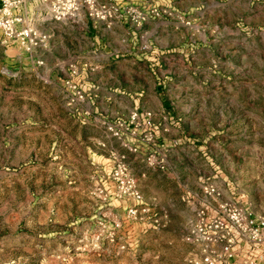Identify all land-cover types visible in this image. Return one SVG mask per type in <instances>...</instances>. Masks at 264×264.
Masks as SVG:
<instances>
[{"label": "rangeland", "instance_id": "374dc122", "mask_svg": "<svg viewBox=\"0 0 264 264\" xmlns=\"http://www.w3.org/2000/svg\"><path fill=\"white\" fill-rule=\"evenodd\" d=\"M96 2L116 9V18L47 26L37 12L29 20L45 34L68 29L81 52L67 36L62 47L55 35V48L37 58L0 43V264H189L202 254L184 241L198 210L216 216L230 204L264 215V0ZM112 30L120 44L99 59ZM45 68L50 88L36 89ZM97 80L116 90H100ZM140 89L148 105L95 103L96 94L121 98ZM182 89L193 94V136L173 131L179 142L164 147L155 123L138 138L106 132V122L161 110L156 91ZM77 90L84 100L72 102ZM178 148L192 157L181 167ZM150 153L165 170L147 165ZM115 154L127 158L141 203L119 195ZM216 252V264L254 259Z\"/></svg>", "mask_w": 264, "mask_h": 264}, {"label": "built area", "instance_id": "2783aa9c", "mask_svg": "<svg viewBox=\"0 0 264 264\" xmlns=\"http://www.w3.org/2000/svg\"><path fill=\"white\" fill-rule=\"evenodd\" d=\"M40 12L49 21L64 25H79L83 20L95 22H112L117 10L97 4L96 0H0V43L6 46H19L24 52L32 53L46 45L48 37L40 32L30 19ZM84 100V95L77 90L75 100ZM106 132L114 138L127 135L138 138L142 129L151 132L154 127L152 112L131 113L126 119H119L104 124ZM145 135L147 143L152 136ZM133 153L136 149L129 148ZM115 167L111 174L112 181L118 187L119 195L136 203L143 201L135 178L131 175L127 158L114 155ZM149 167L165 170L166 162L156 154L150 153L146 159ZM205 194L212 199L218 197L213 189H205ZM218 215L209 216L205 209L198 210L195 222L184 233V241L201 249L199 261L189 260V264H216V249L222 247L229 258L233 257V248L241 242L246 243L250 250L264 248V215L252 217L242 209L230 204L218 207ZM138 209L134 206L128 211L135 217ZM243 264H264V255L248 259Z\"/></svg>", "mask_w": 264, "mask_h": 264}, {"label": "crops", "instance_id": "0c3cea01", "mask_svg": "<svg viewBox=\"0 0 264 264\" xmlns=\"http://www.w3.org/2000/svg\"><path fill=\"white\" fill-rule=\"evenodd\" d=\"M44 23H46L45 25L47 26H52V25L58 26L59 25V23L49 21V20H46ZM61 25H64V24H61ZM67 31L69 30L68 29L65 30L64 27H61L60 31L52 30L48 32V33H51V35L46 33L48 37V41L44 47L39 48L33 51L32 53L24 52V54L26 56H30L31 58L33 57L37 58L35 57L37 52L52 51L55 48V44H54L55 35H56L58 42L62 44V47H65L66 45L65 38L71 37V40L68 41L67 43L71 42V44L74 45V42H75L76 43L75 49L81 52L83 48H82V45L80 44L79 39L72 37L71 36L72 33L67 32ZM104 36L106 37L105 39L106 45H105V49L100 52L99 59H103V58L109 59L110 57H112L115 52V46H117V44H120V37L119 38L117 37L116 30H112L111 32H108ZM123 52H127V50H123ZM41 71H42L44 78L42 77L40 79L36 78L37 83H35L34 85L36 89L40 88V89L47 90L48 87L50 88V83H51L50 73L46 68ZM36 74L39 75V73H36ZM108 75L109 76L111 75L110 71ZM99 82H101V85L99 87L100 90H105V91H115L116 90V87H112V83L110 82L104 83L102 80H97L95 82V85L96 84L98 85ZM143 90L144 89L139 90V92H141L140 94L135 93L134 95H129L127 97H121V98H119L117 95H114L112 93H106L104 95L99 94V97L96 94L94 95L95 103L97 105L110 106L114 108L122 107V106H130V107L145 106V105H148L149 103L145 102L148 95ZM154 94L155 95L157 94L155 97V100L158 102L157 106L161 108V110H158L156 113L153 112L154 113V123L156 124L158 138L161 140L164 147L172 143H175L176 145L179 142L177 140L176 141L174 140V132L180 133L183 131H188L187 135L193 136L192 135L193 134V117H192L193 94H189V90H185V89H182L179 95L174 94L171 96L169 95L164 96L163 94H160L159 91H156V93ZM170 107H181L183 108V110L180 113L175 112V111H170L168 109ZM172 153H173V156L175 157L176 162L178 163L177 167L183 166L186 160L192 158V157L189 158V156L185 153V150H183V148H178L177 150H174ZM190 155L192 156V154ZM192 169H193V166L191 164V166H188V165L185 166L183 170L185 173L187 171H191ZM233 249H236V252L239 253L237 257L243 260L246 259L247 257L256 258L258 256L264 255V248H261L258 251H252L250 250L249 246L244 242L243 243L241 242L239 245L235 246ZM241 250H243V252H241Z\"/></svg>", "mask_w": 264, "mask_h": 264}]
</instances>
